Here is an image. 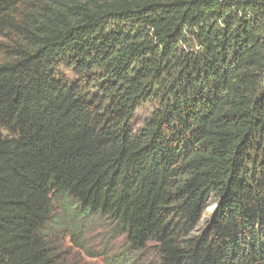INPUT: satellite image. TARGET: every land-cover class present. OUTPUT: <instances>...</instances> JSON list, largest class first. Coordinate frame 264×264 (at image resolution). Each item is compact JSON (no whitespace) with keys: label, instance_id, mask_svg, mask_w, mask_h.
Wrapping results in <instances>:
<instances>
[{"label":"trees","instance_id":"16d2710c","mask_svg":"<svg viewBox=\"0 0 264 264\" xmlns=\"http://www.w3.org/2000/svg\"><path fill=\"white\" fill-rule=\"evenodd\" d=\"M57 201L111 264H264V0H0V264H66Z\"/></svg>","mask_w":264,"mask_h":264},{"label":"rangeland","instance_id":"374dc122","mask_svg":"<svg viewBox=\"0 0 264 264\" xmlns=\"http://www.w3.org/2000/svg\"><path fill=\"white\" fill-rule=\"evenodd\" d=\"M149 110L150 106L146 103L136 110L132 121L134 130L141 127ZM73 206L72 201L61 202V204L57 201L53 204L55 211L53 220H50L45 227L52 247L62 256L66 264L114 263L113 259H118V255L128 248L126 235L121 230H115L114 224L102 216L80 215L81 213ZM215 206L213 202H208L205 208L206 213L212 211ZM66 217H81L79 224L83 229L70 232L68 225L63 224ZM137 258V264H159L150 248L148 252L138 255Z\"/></svg>","mask_w":264,"mask_h":264}]
</instances>
